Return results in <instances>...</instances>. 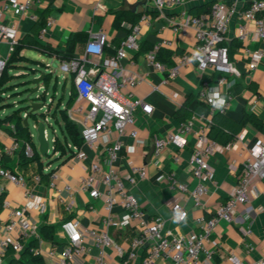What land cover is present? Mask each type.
Here are the masks:
<instances>
[{"label": "built area", "instance_id": "1", "mask_svg": "<svg viewBox=\"0 0 264 264\" xmlns=\"http://www.w3.org/2000/svg\"><path fill=\"white\" fill-rule=\"evenodd\" d=\"M149 1L161 11L184 3V0ZM33 4L34 0H8L4 7L0 8V43L3 41L8 43L10 55L14 52L19 40V27L16 23H6L4 13L14 10L22 17L28 16L31 20L37 21L39 15L30 12ZM104 8L99 3L95 6V12ZM180 15L181 21L177 22L171 17L168 18V22L175 33L186 34L189 28L194 31L197 41L195 52L174 54L173 63L169 67L157 56L164 47L174 46L172 40L157 42L145 53L147 62L156 71L164 73V83L175 80L184 67L195 64L201 74L210 70L218 73L217 82L227 84L228 88H231L235 80L229 77L241 75L230 54L229 42L233 25L236 29V38L248 59L249 71L256 70L264 59L263 49H252L249 45L251 35L256 41L264 39V0H250L243 8L239 7L237 1L228 4L217 0L211 4L208 11L192 14L188 10H183ZM141 20L150 24L152 17L149 13H144ZM52 23L53 19L50 18L40 34H46ZM140 32V24L132 26L126 37L119 42L115 52L107 55L105 54L107 35L104 33L93 35L86 42L83 56L71 60L60 59V70L71 75L72 86L76 92L74 104L67 109V112L70 119L82 126L83 144L81 146L67 144V147L72 150L71 160L81 162L88 158L84 144L99 148L101 137L106 143L107 167L104 166L103 160L97 157L91 162L87 174L80 180L82 190L88 191L94 199L103 200L106 210L103 217L105 228L101 230L85 228L77 218H68L61 224L66 239L61 250H58L56 246L48 249H43L41 246L30 248L31 253L46 259L45 264H86V256H90L93 249H98L95 264H136L138 261L141 264H160L159 262L198 264L201 261L209 264L214 255V251L209 246L219 221H234L236 212L241 206H246L253 199L264 195V141H259L253 146L251 160L245 162L240 169L232 166L234 170H238V181L228 198L215 207L211 216H200L194 220L195 225L200 228L198 231L193 229L188 233L174 234L171 229H165L167 219L162 216L148 217L146 215L138 198L130 191V187L132 188L148 176L147 164H136L133 160L138 149L145 144L139 130L134 126L136 112L140 110L146 115H151L153 106L141 97L131 99L121 96V91L129 88V95H134L131 88L144 81L139 74L122 67V60L130 58V52L140 50ZM8 60L9 55L4 57L0 53V75ZM203 87L199 92L200 97L205 98L214 109L223 111L228 102L227 97L218 104L207 93L209 82L206 79L203 81ZM43 94L37 95L36 98L41 99L43 96L45 98L46 91ZM259 99L260 96L255 97L251 109L255 108ZM40 101H42V108L47 109L46 115L50 114L54 99ZM46 115L43 121L46 138L49 139L48 126L51 125ZM203 120L204 123L197 129L193 121H187L176 131L155 137L150 154L152 162L159 164L164 149L173 144L177 149L174 161L180 163L182 161L180 152L188 144L189 136L191 134L194 136L193 152L188 165L192 176L197 181L196 185L190 188L189 183L179 181L174 172H169L161 178L175 193L168 199L167 206L171 211L169 220L176 224L185 222L189 216L187 206L180 199L181 195L191 200L196 208L205 206L204 198L210 191L207 182L215 175V169L209 158L230 147V144L223 146L209 137L211 116H203ZM34 127H37L36 122ZM52 129L55 132L53 127ZM114 131L119 133V137L112 141L111 135ZM126 134L133 138L132 144L124 142L123 136ZM55 140L56 137L52 139L53 143ZM22 149L26 157L34 156L32 143H23L16 138L0 151V177L23 188L27 198L23 206L11 207L8 220L0 226V264H7L5 259L10 251L22 253L30 240L40 238V226L29 213L35 209L43 213L47 207L46 202L29 188L24 174L3 164L4 157H11L17 150ZM122 157L127 158L130 168L126 176L114 164ZM55 177V175L52 176V178ZM41 179V174L35 176L36 181L39 182ZM258 183H262L263 188L260 189ZM60 193L63 199L67 200H64L66 209L72 211L74 208L72 187L66 185ZM4 206L8 207L10 203L6 201ZM116 207L123 210L121 214L115 213ZM111 228L122 233L126 246L112 236ZM229 264H264V259L244 263L238 261L232 254L229 257Z\"/></svg>", "mask_w": 264, "mask_h": 264}, {"label": "crops", "instance_id": "2", "mask_svg": "<svg viewBox=\"0 0 264 264\" xmlns=\"http://www.w3.org/2000/svg\"><path fill=\"white\" fill-rule=\"evenodd\" d=\"M217 0H184V3L177 7L166 8L163 11L157 9L149 0H34L30 12L39 15L40 11L48 10L46 14V22L52 18L53 23L49 27L46 34L37 38L45 45L57 49L64 50L66 43L71 35L79 34V42L74 47V55L81 57L84 55L86 42L99 33L107 35L109 45L117 40L118 43L126 37L133 26V18L124 21L122 28H115L113 22L115 12L127 10L141 17L135 23L140 24V41L144 43V50L140 52H130V58L122 60V67L125 70L133 71L144 79L138 86L131 88L134 95H129V89L121 91L122 97L135 99L137 97L144 98L153 106V113L146 115L140 110L136 112L135 127L139 130L140 135L145 144L138 149L133 156L136 164H147L148 176L146 179L139 181L130 191L138 198L142 209L148 217L162 216L167 219L165 229H171L174 234L188 233L191 230H199L194 220L200 216H211L215 207L224 202L238 181V170H234L232 166L240 169L243 164L252 159V149L255 143L264 141V133L260 132L250 122L241 131L238 138L229 143L230 147L225 148L221 152L210 156L209 161L215 169L214 177L207 182L209 194L204 198V207L196 208L191 200L181 195L180 199L188 208V219L176 224L169 220L171 211L167 206L169 198L175 195L168 187V184L161 179L163 175L174 172L181 182H187L190 188H193L197 181L192 176L188 160L193 152L194 136H189V142L180 152L182 161L176 163L174 155L177 151L173 144L168 145L162 154L159 164H155L151 159V152L155 137L165 136L170 132L176 131L183 123L193 121L195 129L204 123L203 116L210 117L220 109L214 107L207 102L205 98L200 97L199 92L204 88L203 81L209 82L207 93L211 95L215 101L220 104L227 97V105L223 111L232 119L240 121L245 113H255L264 120V59L259 67L254 71L248 69V59L244 55L241 44L236 38L235 26H232L230 33V43H232V60L241 75L239 77L230 76L235 80V84L228 88L227 84H219L217 78L218 73L210 70L201 74L195 64H190L182 69L181 74L170 82L164 83V73L156 71L146 58L145 53L153 47L157 42L163 40H172L174 46L171 48L164 47L162 50L171 52V60L173 55L184 52H195L197 44L194 31L189 28L186 34L181 32L175 33L173 27L168 22V18H175L181 21L180 13L183 10H190L196 5L214 2ZM231 4L237 1L240 8L245 7L250 0H220ZM8 0H0V8ZM102 4L105 8L95 12V6ZM135 10V11H134ZM144 13H149L152 17L151 23L146 24L141 20ZM4 21L6 23H16L19 27V38L24 37L32 32V28L37 21L31 20L28 16L22 17L14 10H8L4 13ZM250 47L252 49L264 50V39L256 41L251 35ZM106 50V49H105ZM0 53L6 57L9 54V45L6 41L0 43ZM105 54H109L105 51ZM21 55L31 59L29 63L19 62L16 66L31 65L36 68L38 65L46 67L48 59L59 60L57 56H48L37 49L25 48L21 51ZM161 61L167 66L168 61L165 57H161ZM36 65V66H35ZM14 66V65H13ZM12 66V67H13ZM36 69H41L36 68ZM11 70V69H10ZM37 72V71H36ZM72 87V86H71ZM71 91V90H70ZM177 97H175L176 95ZM70 95V94H69ZM256 96H260L255 108L251 109L252 102ZM35 102L37 100H34ZM188 102L190 116L186 120L178 118L177 111L184 102ZM38 102V101H37ZM17 107V105L15 106ZM15 107H13L15 109ZM12 107L0 109V116L10 114ZM18 108V107H17ZM214 109V110H212ZM27 113H24L25 116ZM34 127V124L32 125ZM7 128L14 129L15 122H4L0 124V151L7 145L11 144L13 137ZM35 128V127H34ZM82 129V126H79ZM33 141L35 147L39 151V142L32 130ZM119 137V133L114 131L111 135L112 141ZM126 144H132L133 138L126 134L123 136ZM54 143L48 149V156H43L44 171L51 172L50 176L41 181H36L35 176L40 174L37 164L31 163L25 165L21 150H17L11 157H4V166L24 174L27 178L29 188L46 202L45 212L32 210V215L39 224L40 238H36L37 246L48 249L56 246L58 250L63 248L66 242L64 238L61 224L68 218H77L82 227L104 229L103 217L106 214L104 202L102 199H94L88 191H84L80 187V180L88 172L91 162L95 158H101L105 167L106 143L100 138L99 148H93L88 144H84V150L87 152L88 158L81 162H74L68 154H61L54 151ZM52 151V153H49ZM41 154V153H40ZM47 157L50 160L47 161ZM57 161L55 166L52 162ZM115 166L123 175L129 173V164L127 158L118 159ZM48 169V170H46ZM55 175V178L52 176ZM54 183V185H52ZM66 185L72 187V195L74 200V208L72 211L66 209V203L60 191L65 189ZM259 188H263L262 183H258ZM8 201L10 206H4ZM67 201V200H66ZM26 191L16 186L5 178L0 177V226L4 224L11 212V207L23 206L26 204ZM115 213L121 214L120 207L115 208ZM45 225L55 227V241L47 239L42 235L41 229ZM110 233L117 238L119 243L126 246L122 239V233L111 228ZM1 236V235H0ZM33 240V239H32ZM31 241V240H30ZM29 241V242H30ZM28 242V244H29ZM214 255L209 264H229V257L233 254L238 261L249 263L256 260L264 259V195L253 199L248 205L241 206L236 212V218L232 222L220 220L216 231L212 235V242L209 246ZM22 253H14L10 251L5 259L7 264H22ZM98 249H93L90 256H86V264H95V256ZM43 257V256H42ZM203 258V257H202ZM46 262V259L43 257ZM162 264V262H159ZM136 264H141L138 261ZM198 264H204L202 261Z\"/></svg>", "mask_w": 264, "mask_h": 264}, {"label": "trees", "instance_id": "3", "mask_svg": "<svg viewBox=\"0 0 264 264\" xmlns=\"http://www.w3.org/2000/svg\"><path fill=\"white\" fill-rule=\"evenodd\" d=\"M213 3V2H212ZM203 3L201 5H196L190 10L192 14H200L202 12L208 11L211 4ZM48 10L40 11L39 12V19L34 24L32 28V32L30 34L25 35L22 38H19L18 43L15 46L14 52L11 54L4 70L0 75V105L4 102V87L5 85L11 80L12 74L10 73V69L12 66H16L19 62H29L31 59L21 55V51L25 48L30 49H37L42 51L48 56H57L62 60H71L75 58L74 55V47L79 42V34H73L70 36L66 43V48L64 50H57L53 49L45 44H43L38 38L37 35L41 31V29L45 25L46 21V14ZM141 16L139 14H134L127 10H120L115 12V19L113 22V26L117 29L122 28V24L125 20L129 18H133V26L139 20ZM118 41L114 40L112 44L109 45V41H106L105 51L109 54L114 53L116 47L118 46ZM144 43L140 45V52L144 50ZM230 47V54L232 56L233 48L232 43L229 42ZM165 57L168 61V65H172L171 60V52L168 50H161L158 54V59L161 60V57ZM44 80L46 83L50 80V74L44 73ZM76 97V92L71 87L69 99L67 101L66 109H60V102L55 107L54 111L52 112V116L56 118L57 123L62 128L63 138L56 137L54 142V151H59L61 154H68L70 156V152L72 151L70 148L67 147L68 143H72L78 146L83 144V138L81 135V130L76 122L70 119L67 109L71 108L74 104ZM40 100V98H35ZM34 99V100H35ZM45 100L44 96L41 98ZM6 107L11 106H3L0 109H4ZM30 106L24 108H15L10 114L0 116V124L4 122H15V128L7 130L10 134L15 137L17 140L22 141L23 143L30 142L34 147V156L26 157L24 154L23 149L20 151L21 155L23 156V162L25 165H29L31 163H36L38 166V171L40 172L42 179H46L50 176L51 172L46 173L44 171V163H43V156L40 154L38 149L35 147V142L33 141L32 133L30 127H26L24 124V113H28ZM190 110L188 109V102H184L183 105L178 109L177 116L181 120H186L190 116ZM36 120L35 114H30ZM60 116V120L58 118ZM253 124L260 132L264 133V120L258 117L255 113H245L243 118L240 121H236L229 117L224 111H217L212 114L210 128L208 131V135L213 140L217 141L219 144L226 146L229 143L234 142L241 131L245 128L248 123ZM48 156V154L46 155ZM55 227L50 225H45L41 229L42 235L47 239L55 241ZM36 239H33L29 242L26 249L23 251L22 254V264H45V260L42 256L35 255L31 253L30 248L33 246H37Z\"/></svg>", "mask_w": 264, "mask_h": 264}, {"label": "rangeland", "instance_id": "4", "mask_svg": "<svg viewBox=\"0 0 264 264\" xmlns=\"http://www.w3.org/2000/svg\"><path fill=\"white\" fill-rule=\"evenodd\" d=\"M29 62H27L28 64ZM60 64L61 62L57 59L51 60L48 59L47 65L49 67H44L41 65H38L36 68L41 69H34L31 65H24V66H13L10 70V73L12 74L11 80L5 85L4 87V102L2 105H0V108L3 106H11V110L14 109L17 105L18 108H24L30 105V102L28 100V97H31V100L35 99L37 95L43 94L44 91H46L45 94V100H48L49 98L54 99V103L51 106V112L50 114L46 115L47 109L42 108L37 112L38 118H43L45 115L49 117V123L51 126H48V132H49V143L50 145L53 144L52 139L55 137L63 138L62 128L57 123V120L55 117L52 116V112L54 111L57 104L60 102V109H65L67 106V101L69 99V94L72 86V77L70 74L64 73L60 70ZM36 66V65H35ZM48 69V70H46ZM37 71V72H36ZM44 73L50 74V80L48 83L45 82V80L40 81L39 85V91L32 93L33 89L37 86L35 83H33V79L38 78ZM44 95V94H43ZM38 102H42L40 100L43 99H35ZM36 101V102H37ZM15 107V108H17ZM43 114V116L41 115ZM60 120V116H58ZM35 119L34 117L29 118L30 123V129L32 132L37 135V129L34 128L32 125L34 124ZM78 126H81L80 124ZM52 127L55 129V132L53 131ZM37 139V138H36ZM49 153H52L50 151ZM50 158L53 157H47V161L50 160ZM57 161L52 162L55 166L57 165Z\"/></svg>", "mask_w": 264, "mask_h": 264}, {"label": "water", "instance_id": "5", "mask_svg": "<svg viewBox=\"0 0 264 264\" xmlns=\"http://www.w3.org/2000/svg\"><path fill=\"white\" fill-rule=\"evenodd\" d=\"M135 11V10H134ZM44 75L33 79V83H35L37 86L33 89L32 93H35L39 91V83L40 81L44 80ZM28 100L30 102V109L29 112L24 116V124L26 127H30L29 123V118L31 117L30 114H37L39 110L42 109V103L41 102H35L34 99L31 100V97H28ZM43 116V114H41ZM36 120L35 122L37 123V140L39 142V152L41 153L42 156H46L48 154V149H49V141L46 138L45 134V123L43 121V118H38L36 115Z\"/></svg>", "mask_w": 264, "mask_h": 264}]
</instances>
